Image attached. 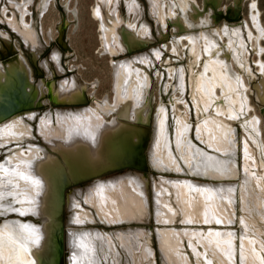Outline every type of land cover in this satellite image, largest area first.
<instances>
[{
	"label": "bare ground",
	"instance_id": "6f19581e",
	"mask_svg": "<svg viewBox=\"0 0 264 264\" xmlns=\"http://www.w3.org/2000/svg\"><path fill=\"white\" fill-rule=\"evenodd\" d=\"M9 1L16 7V10L19 11V16H16V18L12 13L13 16L7 17V21L12 26H18L21 31H27L28 29L29 32L30 23L28 21L26 22L24 16L29 11L27 5L31 0H23L22 3L16 0ZM111 1L112 0H110V2ZM193 1L195 0H172V2L169 0V2L166 3L168 11L164 12L162 9V1L156 0L157 10L155 13H157L158 18L162 21V25L165 26L167 23V16L173 20L177 17H173L174 13L177 14L175 9L179 8L182 10L181 16H178L180 18L175 19V21L178 20L176 21L177 26L175 28L180 30L181 26H178V24L181 22L184 30H181L183 33H179L180 36L173 37V52L178 53V46L181 41L188 39L191 43V51L196 55V58H198L196 61L200 60L205 69L192 86L193 89H195L194 92L198 95L193 98L194 104L200 111H204L203 108L206 106L207 108L210 107L214 111H217L218 114L222 113L227 119L231 116L236 119L239 118L236 121L242 123L252 137V140L256 141L261 148L262 144L255 140L256 137L259 138L261 135L259 120L257 117H252L251 115L247 116L248 111H250L249 107H251V105H249L250 103L247 102V97L245 95L247 85L243 81L241 73L235 72L229 62L231 56L234 54L240 71L245 72L250 81L257 78L249 61V57L246 54V52H250V44L246 36H248L250 40L254 37L251 26H249L244 19L234 23L225 22V26L221 32H213L215 27H213L210 19H205L204 16L197 18H195V16H191L195 19H188L186 16L187 7L191 12L193 10L192 8H194ZM46 4L47 3L45 2L43 6ZM256 7V2H254L252 4V8L256 9ZM92 12L94 18L100 21V28L102 31L101 37L104 45L103 48L106 53L108 52V54L112 56L118 55V53L123 51V46L126 48V41L123 43L121 38L124 37V39L128 40L127 43H130V38L132 40V37H130L131 35L137 37L144 36L142 34V30L138 31L139 33L136 31L133 22L128 21V23H125L121 17L116 14V12L113 14L115 19L112 20L111 25L105 23L100 7L92 9ZM252 21L255 28L259 31V35L255 37L257 45L253 47V50L260 51L261 48L259 41L261 35L263 34V27L260 22L259 11L258 13H252ZM126 26L130 27L134 34L132 32L131 34V30H129ZM198 28L202 30L201 35L205 42L204 49L200 51H197V34L195 33ZM144 31L149 33V27L145 26ZM1 33L6 35L3 31H1ZM32 34L33 31H31V35ZM224 37L229 39V43H225L222 40ZM151 38L153 37L151 36ZM135 42H137V40L133 41L136 45ZM131 44L132 43L128 44L129 48H132ZM140 44L138 45L140 46ZM36 46L38 47L37 50L43 47L38 43ZM155 54L160 56V51H156ZM152 63H155L154 60L149 59L146 54H136L124 59L114 60V102H111L107 99V97H104L106 99L102 100V102L98 101L96 108L84 107L79 112L59 109L56 114V119L60 126L54 128L55 130L53 132L51 131V128H49L50 126L48 124L50 117L47 119L42 118L40 121L38 125L39 131L42 132V136L45 137L44 139L57 144V141L54 138L62 132L65 135V137L63 136V138H65V142L69 140V143L76 144L79 140L83 143V145H86L87 149L92 147V154L97 156L100 144L97 143V139L95 137L93 138V136H96L102 129V122L100 119H97V116L99 117L102 112L107 113L111 112V110H115L122 115H131L132 119H134L135 116L133 115H137L139 112L136 107L139 103V98L141 99L142 90L145 88L146 83H148L149 80V73L147 72V69L152 66ZM260 64L262 65L261 80L256 84L254 94L260 105L264 106V61H260ZM168 70L171 79L175 75L174 78H177L178 81H182L181 77L178 75L179 71L177 69L169 67ZM160 76L164 77L161 74ZM169 83H167L165 87L166 93L170 89L169 86L174 93L178 90H180L181 93L183 92L181 86L175 83ZM59 84L60 89L64 91L66 95L73 98L81 96V87H79L76 82L73 81L72 85H70L69 82H66V84L60 82ZM96 85V82L92 83V87H95ZM218 90H220L221 95ZM180 99V97L173 95L170 97L169 102L172 103L174 107H177V103ZM48 112L49 115L54 116L52 115L53 112ZM161 112L164 114V117L162 119L158 118L156 119V123L154 122L156 132L154 134L155 137L153 138V140L155 139L152 146L153 150L151 149L152 151L150 154L151 159L149 158L151 167L167 172L172 171L177 176H201L205 177L212 183L221 184L218 186L213 185L212 190L204 184L188 179L190 177L173 179L163 177V181H166L176 187L177 196L174 200L177 206L173 204L170 196L162 193L156 201L157 204H160L156 219L164 222L165 224L168 223V225H172L177 218H181L182 222L187 226L194 224L195 222H208V220L210 221V217L215 212V205L213 203L214 197L212 196V193H218L216 194L217 196L221 193H225L229 197H232V194L230 193L231 190L227 189L229 187L224 182H233L236 180L239 173L236 167L237 155L236 161L234 159L236 154V152H234L236 140L233 138V130L230 129V125L222 122L220 125L222 128L220 131L218 129L219 132L216 134V138L205 132L204 136L207 135L208 137L204 141H201L198 138L202 145L207 149L220 153L224 152L225 156L223 158L220 157L217 152L212 154L206 149L197 146L193 140H191L190 136L188 137L189 123H186L185 121L178 122L180 135L177 134V138L179 137L181 139L174 140L173 138L169 140L166 122V104L164 102L161 103V107L159 109V113ZM32 114H34V112H26L24 114L16 115L0 124V153H4L6 158L5 161L0 164V217L3 218V222L0 224V264H36L35 257L33 255V250L36 246L32 245V243L38 240V229H40V226H34L23 217L19 218L13 216L16 214L40 213V196L45 191V184L48 182L47 174L41 170L42 164H40L41 162H44L48 164L49 167L51 164V160L48 159L50 155L46 152L44 147L37 145L35 149H31L34 146H31L30 148L28 147V149H23L20 145H16L21 140H24L25 137H29V139H31L30 126L23 120V118L26 116L32 118ZM200 119L202 120L200 122L202 125L208 122L209 127V125L215 126V120L217 118H209L208 121H204V118ZM113 125L114 124H111L110 126ZM45 128L47 131H45ZM77 130L82 134L78 133ZM200 130H202V127H200ZM183 137L185 139V143L183 145L178 144V141L182 142L184 140ZM186 137L188 138L186 139ZM7 144H11V146L9 149L5 150L4 146ZM174 153L178 158H176ZM89 156L92 157V155ZM31 170L33 172H31ZM239 175H241V173ZM107 183H104V181L102 182V179L98 178L92 188L88 187L85 189L79 187L74 191H71L68 202L70 208H72V210H74L73 208L77 209L76 207L78 204L76 203H78V200H76V195H78L84 198L87 203L95 204V207L98 209L100 219L104 222L114 223L123 220L126 222V220H133V218L138 219L137 211H139L140 214L141 212L144 213V217L141 220L146 218L148 219L149 215L145 207V200L142 195L134 189L141 188L143 190L145 180L143 183H138V181L135 182L133 180V177L128 179L122 177V179H119L118 181L108 180ZM105 184L108 185V187L104 186ZM129 184H132L133 187ZM95 187L98 189H95ZM241 188L242 184L240 183L238 185V189L240 190ZM109 192H111V194H108ZM197 192L203 195L201 196L202 200L206 201L205 203H201L203 204L202 208L204 207L201 214L194 211V203L197 202L194 197L195 193L197 195ZM243 196L244 199H246L245 197L248 198V196L242 191V198ZM201 204L199 205L201 206ZM217 207L220 210L225 209V205L222 202H218ZM163 208H166V216ZM81 211L83 210L77 209V212H72L71 224L73 227H70L68 230V245L70 251L67 254L69 261L67 263L79 264L84 262L83 264H99L96 261L97 257L93 254L90 256L91 252L89 251L93 250V245H96L95 240L98 239L99 241L101 239L103 244L102 246L106 247L105 244H109V242L105 240L107 235L102 237L98 230L83 226V228H75V225H85V223L91 221V219L93 223L96 222L94 216L93 218L90 217V213L82 214L80 213ZM245 213L246 212L243 211V216L247 218ZM219 222L220 227L225 224L229 225L232 223V218L229 220L226 216V219L222 218ZM158 230L164 232V229L159 228ZM183 231H186L189 234L191 241L190 245L196 253L195 259L198 264H212L215 260L218 261V264H236V261L239 258L241 259V264H259L257 256L253 254L252 250L254 241L257 240L256 237H250L249 242L242 241V244L239 247L236 246L233 241L226 242L223 245V243L218 240V238L225 237L226 239H234L235 241V232L233 230L231 231L229 226L228 229H219V231L216 229H210V233L205 235H199L200 230L197 231L193 229V227L184 229ZM132 232L134 231L132 230ZM132 232L129 230L128 232H125L126 235L124 233L118 235L120 238L123 237L126 238V240H129H124V247L128 248L130 252H134L140 245L141 247L143 246L144 249L148 248V251L150 250L151 252L150 255H154L153 249L149 248L147 242L139 243L136 236L134 237L137 239L131 237L132 239L137 240L135 242H132V239L130 240L128 238V236H130L128 233L132 234ZM159 236L161 251L163 256L166 258V264H185V261H188V259L185 258L186 256L184 258L182 257L184 254L181 252V242L175 238L174 234L172 239L168 237V234L159 233ZM194 237L195 240H193ZM208 242L215 244L211 246V252L209 255L207 251L199 252L197 245H205V243ZM138 249H140V247ZM110 252L111 250L109 252H104V256L108 263V256ZM88 255L90 257H88ZM132 258H134V255Z\"/></svg>",
	"mask_w": 264,
	"mask_h": 264
},
{
	"label": "rangeland",
	"instance_id": "374dc122",
	"mask_svg": "<svg viewBox=\"0 0 264 264\" xmlns=\"http://www.w3.org/2000/svg\"><path fill=\"white\" fill-rule=\"evenodd\" d=\"M16 1L21 3L23 2V0H16ZM35 1L37 0H34V3H36ZM161 1L163 5L162 8L163 11L164 12L168 11V6L166 7L167 5L166 3L169 2V0H161ZM62 2H64V0H61V3ZM170 2H172V0H170ZM194 2H196L195 4L198 6V8L201 9L202 0H195ZM254 2H256L257 5L256 9L252 8V4ZM230 3L231 0H223L224 6ZM12 6L13 5L9 0H0V18H2L4 15L7 20V17H12L15 12L16 15L19 16V11L16 10L15 6L13 7L15 8L16 11L12 12V8H11ZM45 6L47 7L45 8ZM45 6H44L45 8L44 14L42 17L43 33L45 37L49 36L51 38L56 34L55 25L59 20V9L53 6L52 3L49 5L46 4ZM98 7H100L101 12L103 13L104 21L106 24H110L109 21H112L110 19L114 17L113 14H115L116 12L118 16H122L127 20L133 19L138 25H141L140 31L142 30V34L145 36V38H147V32L144 31L145 26H148L150 27V29H153L154 25L156 24L155 22H157L159 28L160 27L162 29L165 28V26L162 25V21L158 18L157 13H155V11L157 10L156 0H112L111 2L110 0H68V8L75 9L76 13L75 11L73 12V14H75L73 18L74 22L71 23L67 32V36L69 38L68 41L71 48L66 53L68 55L67 58L66 59L63 58L62 64L66 69L65 75L67 77L73 75L76 76L77 79L80 81H85L91 84L93 82H96L97 85L95 87L90 86L86 89V93L90 95V99H89L90 101L88 102V106L85 107H93V108L97 107L96 104L98 101L102 102V100L106 99L104 97H107L108 100L114 102L115 89H114L113 61L126 58L122 54L119 55L118 57H113L112 55L108 54V52L107 53L105 52L101 37L102 31L100 28V21L94 18L92 12V9H97ZM175 10L177 14L174 13L173 17L175 18L177 16L176 18H180L178 16H181L182 10L179 8H176ZM242 10H243V17L241 20L245 19V21L249 24V26H251V30L254 33L253 34L254 37L251 40L248 38V36H246L250 44L249 46L250 52L249 53L246 52V54L249 57V61L252 65L253 71L257 76V78L254 79L253 81H250L246 73L240 71V68L237 65V61L235 60L234 54L231 56L229 62L232 69L235 72L241 73L242 79L247 85V89L245 90V95L247 97V102H249L250 103L249 105H251V107H249L250 111H248L247 116L251 115L252 117H257L259 120V129L261 135L259 138L256 137L255 140L259 141L262 144V147L260 148L259 145L256 143V141L252 140V137L250 136L246 128L242 125V123L236 121L239 118L236 119L235 117L231 116L229 117V119H227L222 113L218 114L217 111H214L210 107L207 108L206 106H204L203 108L204 111H200L199 108L195 106L193 98L197 97L198 95L196 92H194L195 89H193L192 86L197 80V78L200 76V74L204 72L205 70L204 65L200 60L196 61L198 60V58H196V55L191 51L190 48L191 43L189 42L188 39H184L181 41L180 45L178 46L179 48L178 53L173 52L174 49L173 37H178L180 36V34L179 35L176 34L173 36L171 32L172 27H170L168 39L165 42H161L159 46L148 47V49H144L143 52L137 53V54H146V56L149 59L154 60L155 62L154 64L156 65L150 66V68L147 69V72L149 73L151 83L158 84L157 81L160 82L158 88L159 92L165 96L164 99H161L160 101L155 100L154 108L152 109L153 126L152 125L150 126L152 131L151 134L152 138L150 139L148 156L150 158L151 151L153 150L152 148L154 144L153 142H155V139L153 140V138L155 137L154 134L156 132V128H155L156 119L158 118L162 119L164 117V114H162L163 111L159 113L161 103L163 102L166 104V113H167L166 122H167L169 140L173 138L174 140L181 139L179 137L177 138V134L180 135L178 130V122L185 121L186 123H189L188 137L190 136L191 140H193V142L197 146L206 149L208 152H211L212 154H215L217 151H212L204 147L202 143L198 140V138L201 141H204L208 137L207 135L204 136V132L209 133V135L216 138V134L222 128L220 127L221 123L222 122L227 123V125H230L231 127L230 129L233 130V138L234 140H236L235 142L236 146H234V152H236V154L234 159L236 161V155H237L236 167L239 171L236 180H234L233 182H224L229 187L227 189L231 190L230 193L232 194V197H229L225 193H221L217 196L216 194L218 193L213 192L212 196L214 197L213 203L215 205V212L210 217V221L208 220V222L205 223L195 222L194 224L187 226L182 222L181 218H177V220H175V222H173L172 225H168V223L165 224L164 222H161L156 219L157 212L159 211L158 207H160V204H157L156 201L157 199H159L162 193L163 194L165 193L167 196H170L173 204L177 206L174 200L177 196L176 187L167 183L166 181H163L162 178L166 177L173 179V178L190 177L188 179H192L193 181L199 182L200 184H204L206 187H209L212 190H213V185L218 186L221 183H212L211 181L207 180L205 177L195 176V175L177 176L172 171L167 172V171L157 170L151 167L150 170L148 171V176H149L148 186H147L148 195H149L148 208L146 201L147 193H145L146 185L144 186L143 190L141 188H134L136 189L135 191H138L144 198L145 207L147 209V213L149 212L148 215L150 216L148 221H145L147 220V218L141 220L144 217V213L141 212L140 214V212L137 211L138 219L133 218V220L143 221L139 224H137L138 223L137 222L131 224L117 223L116 225V223L112 224V223L104 222L100 219V215L98 213V209L95 207V204L87 203V201L84 198L76 195L77 198L76 200H78V203H76L78 204V206L76 208L78 210H83L80 212L82 214L90 213V217L93 218L94 216L96 222L94 221L95 223H93L92 219L90 218L91 221L85 223V225L84 224L80 226L75 225V228L86 227V228L96 229L98 230V232L101 234L102 237L107 235L105 237V240H107L109 244H105L106 247L102 246L103 244L101 239L100 241L98 239L95 240L96 245H93V248L91 247L93 250L89 251L91 252L90 256L93 254L94 256L97 257L96 261L99 264H166L167 263L166 258L165 256H163V253L161 251L159 233L166 235L168 234V237H170L171 239L174 234L175 238L181 242L180 243L182 245L181 252L184 254V256L182 257L184 258L186 256L185 258L188 259V261L187 260L185 261V264H198L197 260L195 259L196 253L190 245L191 241L189 238V234L188 232L183 230L193 227V229L197 231L200 230L199 235L202 234L205 235L210 233V229H216L219 231V229L222 230L228 229V226L231 231L233 230L235 232V241L234 239H229V238L226 239L225 237H221L218 238L219 242H222L224 245V243L226 242L233 241L235 242L236 246L240 247L242 241L249 242L250 237H256L257 240L254 241L252 247L253 254L257 256V260L259 264H264V106L260 105V103L256 100L254 94V91L256 89V84L261 80L262 65L260 64V61L262 60L264 61V0H244ZM10 11H11V15L9 13ZM186 11H187V15L192 14V12L189 10L188 7ZM258 11L260 14V22L263 27V34L261 35L259 41V45L261 48L260 51H254L253 47L257 45L255 37L259 35V31L257 30V28H255L253 24L252 13H258ZM209 15L210 12L208 11L207 13H205L204 18L209 19ZM67 17L68 19H72V14L68 13ZM175 19L173 20L171 19L172 22L174 21L173 24H177L176 21L178 20L175 21ZM123 21L125 22V20ZM125 23H128V21H126ZM224 26H225V22H219L215 24L213 26L215 27L213 32H221ZM0 29L4 30L1 27ZM201 32L202 30L200 28H198L195 31V33L197 34L196 37L197 51H200L205 47V42L201 35ZM179 33H183V32L181 31ZM222 40L225 43H229V39L227 37H224ZM52 49L56 50L57 47L54 45L52 46ZM156 51H160V56H157L155 54ZM51 58L54 59L57 68H60L61 65L59 63L58 55L57 54L52 55ZM169 67H173L179 71L178 75L181 77L182 81H178L177 78H174L175 75L171 79L168 70ZM160 74L163 75L164 77H161ZM70 80L71 79H68L67 82H69V84L72 85L73 80L71 81ZM167 83L169 84L175 83L181 86L183 92L181 93L180 90H178L176 93H174L171 87L169 86L170 89L166 93L165 87ZM58 86L60 88V84H58ZM218 91L219 94L221 95L220 90ZM173 95H176L177 97L181 98L180 101H178L177 103V107H174L172 103L169 102L170 97ZM92 99L94 104L92 103ZM54 108L55 107L51 108V112L52 110H55ZM82 108H84V106L80 108H78V106L56 107L55 112H53L52 114L54 116L52 117H54L53 119L57 122L56 114L59 109H64L66 111L73 110L75 112H79L81 111ZM48 111L50 110L47 109L45 111L43 118L47 119L48 117H50ZM102 114L109 115L110 113L102 112ZM200 118H204V121H208L209 118L211 119L217 118V119L215 120V126L209 125L208 127V122L202 125L200 123L202 121ZM109 119L110 118H106V120ZM200 127H202V130H200ZM77 132L82 134L78 130ZM188 137H186V139ZM184 143H185V139L182 142L178 141V144L180 145H183ZM10 146L11 144L5 145L4 146L5 150L9 149ZM23 149H28V147L27 148L23 147ZM217 153L219 154L220 157L224 158L225 156L224 152L222 153L217 152ZM174 155L176 156L175 153ZM176 158L178 157L176 156ZM5 159H6L5 154L0 153V164H2L5 161ZM240 173L241 175H239ZM136 176L135 174L133 175L131 172L126 171L122 173H112L107 176L101 177V179L102 182L104 181V183L105 182L107 183L108 180L118 181L119 179H122V177H124L125 179L133 177V180L135 182L137 181L138 183L144 182L143 178ZM96 180H93V182H88L81 186L80 185L74 186L73 187L74 189L72 191H74L79 187L85 189L88 187L92 188L94 187ZM240 183L242 184V188L239 190L238 185ZM129 185L133 187L132 184ZM104 186L108 187V185L106 184ZM95 189L98 188L95 187ZM242 191L248 196V198L245 197L246 199H244V196L242 198ZM108 194H111V192H109ZM201 196L203 195L197 192V195L195 193V197H194V199L197 200V202L194 203L195 204L194 211L197 212L198 214H201V211L204 208V207L202 208L203 204L201 203L206 202L202 200ZM105 197L108 198L107 196ZM69 198H70V194L68 195V202H69ZM68 202H67V208L65 214H66V221H68L66 233H67V249L69 253L70 249L68 245L69 244L68 230L70 227H73L71 224V218L73 214L72 212L74 211L77 212V209L73 208L74 210H72ZM218 202H222L225 205L224 210H220L217 207ZM199 204H201V206ZM163 210L166 216L167 215L166 208H163ZM243 211L246 212L245 215H247V218L243 216ZM13 216L18 217L17 214ZM29 216L30 215L24 217V219L26 220ZM226 216L227 218H229V220H231L232 218V223L230 224L228 223L229 225L225 224L220 227L219 220L222 218L226 219ZM126 221H132V220H126ZM2 222H3V218L0 217V224ZM102 222H104L105 225L102 224ZM159 228L164 229V232L159 231L158 230ZM129 230H131V232L133 230L134 232H132V234L128 233V235H130L128 236V238L131 240L132 238L137 237L139 243L147 242L149 248L153 249L154 255L153 254L150 255L151 253L150 250L148 251V248L144 249V247L143 246L141 247L140 245H139L140 249H138L139 247L137 246L138 248L135 249L134 252L131 251L132 253L129 251L128 248L124 247L123 242L124 240H126V238L122 237L123 238L122 239L118 237V235L123 233L125 234V232H128ZM135 232L138 234H136ZM193 240H195V237ZM131 241L135 242L137 240L132 239ZM213 245L215 244L209 242L205 243V245L198 244L197 249L199 250V252L207 251L209 255V253L211 252V246ZM110 250L113 253L111 252L109 253L108 256L109 263H108V261H106V258L104 256V252L105 251L109 252ZM133 255L134 258H132ZM90 256L88 255V257ZM67 262H69L68 256H67ZM214 262L215 264H218L217 260L213 261L212 264H214ZM83 263L84 262H81L79 264H83ZM236 264H241L240 258L236 261Z\"/></svg>",
	"mask_w": 264,
	"mask_h": 264
},
{
	"label": "water",
	"instance_id": "95a60500",
	"mask_svg": "<svg viewBox=\"0 0 264 264\" xmlns=\"http://www.w3.org/2000/svg\"><path fill=\"white\" fill-rule=\"evenodd\" d=\"M220 3L221 0H202L200 9L193 1L192 14L187 16L191 19L201 16L205 17V13L209 11V19L212 21L213 26L221 21L234 23L242 19L244 0H232L225 10L218 9ZM14 15L15 17L17 16L16 13ZM190 15L195 16V18L190 17ZM39 16L37 15L36 18H32L30 21L29 32L28 29L27 31H21L18 26H12L4 15L0 18V27L4 29H0V124L16 115L34 112L32 118L27 116L23 118L30 126L31 139L25 137L24 140H21L16 145L24 148L34 146L31 149H35L37 145L44 147L50 155L48 159L51 160V164L49 163V167L44 162L40 163L42 164L41 170L47 174L48 178V182L45 184L46 189L40 196V213L18 214V217L24 218L26 215H30L26 220L34 226H40V229H38V240L32 243V245L36 246L33 250L36 264H67L66 232L68 221H66L65 212L68 195L74 189V186L84 185L112 173L129 171L145 180L148 208V171L151 168L148 148L152 138L150 126H153L154 88L149 76L148 83L142 90L141 99L139 98V103L136 107L139 112L137 115H133L135 116L134 119H132L131 115H122L115 110L107 112L111 115L109 120L105 118L107 114L97 116V119L102 122V129L96 136H93V138L97 139V143L100 144L97 156L92 154V147L87 149L86 145H83L79 140L76 144L69 143V140L65 142V138H63L65 135L62 132L54 138L57 144L44 139L45 137L39 131L38 125L44 117L45 111L47 109L51 111L52 107H55L54 109L56 110V107L63 106H78V108L88 106L90 95L86 93V89L92 84L80 81L73 75L67 77L65 75L66 69L60 58H58L61 65L60 68H57L53 58H50V60L45 59L43 63L38 62V55L41 49L37 50V43L45 48L39 33ZM166 20L167 23L165 28H163L164 30L157 26V37H159L157 40L160 43L168 39L170 27H172L173 36L179 35V31L184 30L181 22L178 24V26H181L179 30L175 28L177 24H173L168 16ZM1 31L6 35H3ZM31 31H33L32 35ZM58 33L57 43L61 45L65 35V27H62L61 24L58 25ZM130 37H132V40L131 38L129 40L132 43V48L128 47V44H130L127 43L128 40L124 39V37L121 38L123 43L126 41V48L123 46L124 51L132 52L149 46L147 39H138L135 45L133 41L138 37L136 38L134 35ZM14 38L21 49L28 54L27 61L18 54V49L12 40ZM68 79L73 80L81 87V96L70 97L59 88L58 84L60 82L66 84ZM160 95L161 100L163 94L160 93ZM55 110H52V112H55ZM53 118L50 115L48 123L52 132L55 130L54 128L60 126ZM111 124L114 125L110 126ZM45 131H47L46 128ZM89 155H92V157ZM31 172L33 171L31 170ZM149 218L150 216L145 221H148ZM141 222L143 221L132 220L125 222L123 220L114 223L139 224ZM102 224L105 225L104 222Z\"/></svg>",
	"mask_w": 264,
	"mask_h": 264
},
{
	"label": "flooded vegetation",
	"instance_id": "af4514ba",
	"mask_svg": "<svg viewBox=\"0 0 264 264\" xmlns=\"http://www.w3.org/2000/svg\"><path fill=\"white\" fill-rule=\"evenodd\" d=\"M49 1V2H47ZM32 2V3H30ZM29 3H28V13L24 16L26 22L28 21L30 23V21L32 20V18H36L37 15H40L38 17V20H39V33H40V38H41V41L44 43V46H45V49L43 47H41L40 49L42 50L39 55H38V62L39 63H42L45 59H49L51 58L52 55H55L57 54L58 55V58H60L61 61H63V58L66 59L67 58V52L69 51V49L71 48L70 45H69V41H68V36H67V32H68V28L69 26L71 25V23L74 22V15L73 12L75 11V9H69L68 8V0H64V2L61 3V0H37L35 1L36 3H34V0H31ZM47 3L48 5L52 3L53 6L57 7L59 9V20L57 21L56 25H55V28H56V34L53 36V37H45L44 33H43V27H42V17H43V14H44V3ZM232 2V0H231ZM229 5V4H227ZM227 5H223V0H221V3L218 7L219 10H225L226 6ZM43 6V8H42ZM12 12L16 11L15 8L12 6ZM46 8V7H45ZM43 9V10H42ZM11 12V11H10ZM9 12V13H10ZM16 13V12H15ZM68 13H71L72 14V19H68L67 17V14ZM76 13V11H75ZM31 14V15H30ZM11 15V13H10ZM18 17V16H17ZM122 20H125L126 21H131L134 23V27L136 29V31H140L141 29V25H138L133 19L132 20H127L125 19L124 17L120 16ZM242 17H243V10H242ZM115 19L114 17H112V19L110 20H113ZM223 22V21H221ZM110 25L112 24V21H109ZM156 24L154 25V28L153 29H150L149 27V33H147V41H149V46L148 47H151V46H159L160 45V42L157 40L159 39V37H157V22H155ZM62 27H65V35L62 39V42H61V45L57 43V38H58V25H60ZM127 25V24H126ZM128 27V26H126ZM133 27V28H134ZM130 31V33L133 31L132 29H130V27H128ZM134 29V30H135ZM126 30L128 31V29L126 28ZM129 32V31H128ZM134 34V32H132ZM131 33V34H132ZM139 33V32H138ZM137 33V34H138ZM139 35V34H138ZM150 36V37H149ZM151 36L153 38H151ZM137 38V36H135ZM142 38L145 39V36H139L136 40H141ZM143 39V40H144ZM149 39V40H148ZM14 42H15V46L16 48L18 49V54H20L21 52V56L24 58V60H28V54L25 53L19 43L16 41V39H12ZM43 45V44H42ZM56 46L57 49H52V46ZM147 48H144V49H148ZM144 49H140V50H134L132 52H127V51H121L120 53H118V55H115L113 57H118L119 55H124L125 57H131L137 53H140V52H143ZM56 51V52H55ZM156 64H152V66H155ZM59 78V77H57ZM158 84H153V93H154V99L155 100H158L160 101V93H159V81H157ZM164 95L162 96V99H164ZM92 103L94 104L93 102V99H92ZM108 116V117H107ZM111 115H106V118H110Z\"/></svg>",
	"mask_w": 264,
	"mask_h": 264
}]
</instances>
